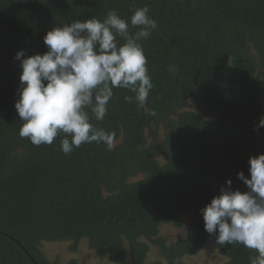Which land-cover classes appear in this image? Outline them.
Here are the masks:
<instances>
[{
  "label": "trees",
  "instance_id": "obj_1",
  "mask_svg": "<svg viewBox=\"0 0 264 264\" xmlns=\"http://www.w3.org/2000/svg\"><path fill=\"white\" fill-rule=\"evenodd\" d=\"M145 5L158 22L140 41L153 88L144 107L114 89L105 118L91 117L114 134L111 148L65 154L62 133L52 145L21 138L17 51L43 54L55 27L112 9L130 21ZM261 116L264 0H0V264H82L51 260L43 244L70 242L76 253L84 239L108 264H197L185 258L208 244L223 264H250L255 250L217 244L201 209L228 179L248 191L238 173L250 176L249 158L262 153ZM154 122L165 137L149 142ZM183 211L186 235L169 242L161 227H183ZM152 245L162 260L148 262Z\"/></svg>",
  "mask_w": 264,
  "mask_h": 264
},
{
  "label": "clouds",
  "instance_id": "obj_2",
  "mask_svg": "<svg viewBox=\"0 0 264 264\" xmlns=\"http://www.w3.org/2000/svg\"><path fill=\"white\" fill-rule=\"evenodd\" d=\"M157 28L147 5L134 9L130 21L112 9L103 20L92 17L49 30L43 54L17 51L19 136L40 146L52 145L62 133L65 154L84 143L111 148L114 134L96 127L91 117L105 118L114 89L129 90L134 96L124 99L145 106L153 82L140 41ZM249 165L250 176L238 173L248 191L233 190L228 179L201 212L205 231L216 236L217 244H242L256 252L250 264H264V153L251 156Z\"/></svg>",
  "mask_w": 264,
  "mask_h": 264
},
{
  "label": "rangeland",
  "instance_id": "obj_3",
  "mask_svg": "<svg viewBox=\"0 0 264 264\" xmlns=\"http://www.w3.org/2000/svg\"><path fill=\"white\" fill-rule=\"evenodd\" d=\"M152 135L149 130L148 138L149 142H152L153 135H157L158 139H162L165 137V126H157L155 122L152 124ZM262 153H264V147L262 148ZM137 177L134 180L139 179ZM239 185H241L240 181L238 180ZM183 218V227L176 228L173 224H163L161 227V233L163 236L167 238L169 242H173L180 237L186 235L187 226L189 225L192 214L187 211H183L181 213ZM70 242H56V243H49L45 242L43 244V249L46 255L51 259L55 260L56 258H60L63 263H67L72 259H78L82 264H108V259L97 257L94 251L90 250L88 246V241L86 239L82 240L79 250L76 253H73L71 248ZM151 251L148 256V262L155 261V260H162L160 257L159 250L156 246H151ZM185 261L190 263H197V264H223L224 258L220 254L219 251L215 250L212 245H206L199 254L195 256H188L185 258ZM127 264V263H126ZM165 264V263H164Z\"/></svg>",
  "mask_w": 264,
  "mask_h": 264
},
{
  "label": "water",
  "instance_id": "obj_4",
  "mask_svg": "<svg viewBox=\"0 0 264 264\" xmlns=\"http://www.w3.org/2000/svg\"><path fill=\"white\" fill-rule=\"evenodd\" d=\"M20 246H21V244H19ZM25 250V249H24ZM26 251V250H25ZM27 252V251H26ZM34 260V259H33ZM34 262H35V260H34ZM36 263V262H35ZM37 264V263H36Z\"/></svg>",
  "mask_w": 264,
  "mask_h": 264
}]
</instances>
